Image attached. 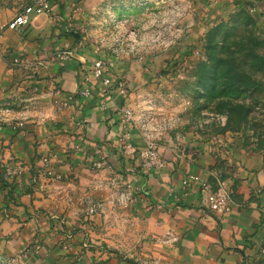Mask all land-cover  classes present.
Returning <instances> with one entry per match:
<instances>
[{
	"label": "crops",
	"instance_id": "0c3cea01",
	"mask_svg": "<svg viewBox=\"0 0 264 264\" xmlns=\"http://www.w3.org/2000/svg\"><path fill=\"white\" fill-rule=\"evenodd\" d=\"M73 1L49 0L48 14L0 32V241L7 252L19 251L28 264H264L260 156L167 138L155 148L161 167L138 166L146 141L124 106L122 65L108 69L106 86L94 63L109 59L63 36ZM14 16L0 15V27ZM84 89L89 98L79 95ZM49 154L60 179L31 186ZM185 178H218L231 190L230 210L208 213L199 183L182 190ZM88 198L100 203L98 213H87Z\"/></svg>",
	"mask_w": 264,
	"mask_h": 264
},
{
	"label": "rangeland",
	"instance_id": "374dc122",
	"mask_svg": "<svg viewBox=\"0 0 264 264\" xmlns=\"http://www.w3.org/2000/svg\"><path fill=\"white\" fill-rule=\"evenodd\" d=\"M33 1L0 0V15ZM73 2L63 36L122 65L124 106L146 142L195 140L211 153L257 154L264 167V0ZM7 251L1 240L0 264H28Z\"/></svg>",
	"mask_w": 264,
	"mask_h": 264
},
{
	"label": "built area",
	"instance_id": "2783aa9c",
	"mask_svg": "<svg viewBox=\"0 0 264 264\" xmlns=\"http://www.w3.org/2000/svg\"><path fill=\"white\" fill-rule=\"evenodd\" d=\"M50 12V5L47 0H34L29 5L25 6L20 12H18L9 22L0 27V32L4 30H21L26 28L31 21L33 16L38 14H48ZM69 53H62L59 55V58H63ZM13 64H19L18 59L13 60ZM114 64L105 63L103 60H98L94 63V76L102 80L104 85H109L111 83V78L108 77V69L112 68ZM118 87L120 92L124 93V85L123 83H119ZM79 95L83 98H89L90 92L86 89L81 90ZM129 112H127V115ZM139 157L145 161H148V164L154 165L155 168L161 167V163L157 160V154L155 150L154 143L146 142V149L140 153ZM55 156L49 154L41 158V169L42 171H38L32 178L31 183L45 186L46 182L51 180H59L60 176H55L52 173L53 162ZM97 165V164H96ZM98 167V166H97ZM6 173L9 175L10 172L7 170ZM191 180H195L199 183V196L204 205L206 211L208 213L213 214H223L230 210L231 204V190L230 188L223 182H221L218 178H215L214 184L209 181H199L195 178L183 179L181 181V188L185 194L188 193L190 189ZM100 205L95 203L94 201H88L87 211L88 214H95Z\"/></svg>",
	"mask_w": 264,
	"mask_h": 264
}]
</instances>
